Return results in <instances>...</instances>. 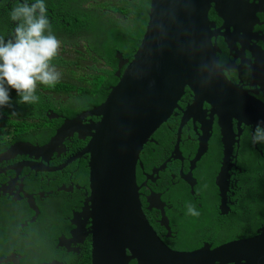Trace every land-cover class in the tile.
I'll use <instances>...</instances> for the list:
<instances>
[{
	"label": "water",
	"instance_id": "obj_1",
	"mask_svg": "<svg viewBox=\"0 0 264 264\" xmlns=\"http://www.w3.org/2000/svg\"><path fill=\"white\" fill-rule=\"evenodd\" d=\"M234 2L245 5L241 0H150L145 34L133 59L124 60L118 55L119 69L124 71L116 74L117 86L100 107L66 120L51 140L48 148L53 150L73 134L82 139V122L99 119L83 131L89 139L84 150L66 163L89 156L90 194L81 216L91 224L85 235L91 236V264H264V228L253 237L215 248L209 244L193 251L170 248L146 219L136 182L143 145L173 117L189 89L194 94V104L184 114L182 125L190 112L204 113V103L213 110L211 117L219 119L224 156L217 186L225 196L226 173L235 143L233 120L239 122V137L242 125L254 128L264 121V102L226 79L217 65L211 39L218 30L213 31L209 14L212 7ZM246 10L238 12V31L242 33L239 38L264 42V35L253 33V23L247 24L245 18L242 24L240 18L264 14V0L246 6ZM247 49L255 59L253 79H264V50L257 45ZM257 84L264 89V82ZM49 118L58 116L53 113ZM209 137L206 129L191 170L207 150ZM177 146L175 153L180 155ZM183 178L189 186H195L191 171ZM163 205L158 195L148 200V210H160V223L171 232Z\"/></svg>",
	"mask_w": 264,
	"mask_h": 264
},
{
	"label": "flooded vegetation",
	"instance_id": "obj_2",
	"mask_svg": "<svg viewBox=\"0 0 264 264\" xmlns=\"http://www.w3.org/2000/svg\"><path fill=\"white\" fill-rule=\"evenodd\" d=\"M241 1L248 8L257 5V0ZM11 5L12 0H0V25L9 21L7 12ZM245 5L238 6V2H234L226 7H212L209 14L210 25L213 24V31L220 30L223 34L212 38V43L217 49V62L226 79L264 102V89L261 84H257V81L263 84L264 79H253L255 59L247 49L257 45L264 50V42H248L243 40L245 38H238V12L243 13ZM246 13L248 14V9ZM56 14L52 7L48 8V17L53 18ZM240 18L242 24L245 18H248L247 24L253 23L254 34L264 35V14H254V18H243L240 15ZM193 104L194 94L186 90L179 109L155 131L139 153L136 182L140 187L138 194L142 211H147L148 216L144 215L158 236L160 233L161 240L174 248L172 243L179 240L180 231L177 226L175 230L171 229V220L181 213L180 200L176 194L188 186L190 194L195 195L196 189L201 188L200 182L212 181L213 178L217 190L206 186L210 190L203 196L199 194L201 201L209 205L208 215L214 222L212 230L207 234L208 239L200 248L206 244L215 248L234 240L253 237L264 227L255 229L254 235L244 237L245 231H250L249 228L253 230L251 223L247 222V213L251 214L248 195L261 194L253 183L250 184L252 177L246 179V165L253 160L254 155L251 150H242V142L250 139L253 128L242 125L239 137V122H233L235 143L226 173V192L222 196L217 186L224 156L219 119L217 116L211 117L213 110L204 103L202 111L205 114L190 112L185 125H182L184 114ZM18 109L27 110L26 107ZM50 112L53 111L48 110L44 114L48 116ZM41 115L38 111L16 115L11 124L0 130V264H83L81 257L88 247L91 257V236L85 237L91 224L81 216L90 194L89 172L83 185L74 184L73 180L77 179L75 177L78 172L75 161H84L88 169L89 156L67 165L66 163L84 150L89 140L87 133L83 131L91 122L97 123L99 119L82 122L85 126H81L82 139L78 138L79 134H73L66 138L63 146L51 150L48 146L55 132L66 120L73 119H64V116L57 114L58 119L63 118L60 126H53L52 121L57 120H50L47 126L38 128L41 126ZM206 129L210 133L207 150L191 170L200 138ZM176 146L180 149V155L175 153ZM251 146L261 156L258 162L264 161V146L252 143ZM241 159L243 166H239ZM162 164L163 168L153 173ZM70 166L72 170L66 171ZM190 171L195 180L193 188L183 178ZM56 178L58 181L55 185ZM65 178L66 184L61 183ZM259 178L264 179V173ZM152 195H158L163 202L162 212L169 218L171 232L161 225L163 216L160 210H148V200ZM212 218L223 225L217 228V223ZM239 218L243 223L239 222ZM230 231L233 233H228ZM54 234H57L55 239L52 238ZM223 234H227V241H220L215 245L214 241H218ZM238 234L241 238L234 239ZM199 241L197 235H193L183 242L193 244Z\"/></svg>",
	"mask_w": 264,
	"mask_h": 264
},
{
	"label": "trees",
	"instance_id": "obj_3",
	"mask_svg": "<svg viewBox=\"0 0 264 264\" xmlns=\"http://www.w3.org/2000/svg\"><path fill=\"white\" fill-rule=\"evenodd\" d=\"M46 1L48 8L52 7L57 13L55 17H49V21L52 32L59 37L62 44L61 51L52 60V64L61 73V79L51 88L37 84L36 91L40 100L33 105L18 103L16 93L10 90V105L0 108V130L11 124L16 115L41 112L42 115L39 117L41 126L38 128H43L49 124L45 111L52 110L58 116H64V119H74L84 112L100 107L119 81L116 76L119 65L117 54L131 61L145 34L150 0ZM10 24V21L1 23L0 36L4 38L11 36ZM25 107L27 110L18 109ZM29 107H31L30 110ZM62 122L63 118H60L52 121L51 124L60 126ZM242 150H251L254 155L253 160L246 165V179L252 177L250 184L253 183V186L261 193L248 195V207L251 214L247 213V222L253 226L252 231L251 228H249L250 231H245L244 237H248L255 234V229L264 225V179L259 178L261 173H264V161L258 162L261 156L254 152L250 139L242 142ZM76 165L78 172L75 178L77 179L73 180V183L83 185L87 180L88 169L84 161H76ZM243 165L244 162L241 159L239 166ZM71 170V166L66 169V171ZM57 181L58 178L54 182L55 185ZM61 183L66 184V178ZM200 185L201 188L196 189L195 195L190 194L188 186L176 194L180 200L181 213L171 220V229L175 230L177 226L180 238L175 244L172 243L174 248L166 244L174 250L192 251L200 248L213 228L214 222L208 215L209 205L204 204L199 198V194L203 196L210 188H215L213 178L212 181L200 182ZM189 203L196 207L198 216L186 214L185 206ZM174 204L176 205L175 201ZM144 213L148 216L147 211L144 210ZM213 220L217 223V228L223 225ZM239 222L243 223L240 218ZM193 235H197L200 241L193 244L183 242ZM159 236H161L160 233ZM226 236L227 234L221 235L218 241H214L215 245L227 241ZM56 237L57 234L52 236L53 239ZM233 238L238 239L241 236L238 234ZM81 259L83 264L91 263L90 247L83 252Z\"/></svg>",
	"mask_w": 264,
	"mask_h": 264
},
{
	"label": "clouds",
	"instance_id": "obj_4",
	"mask_svg": "<svg viewBox=\"0 0 264 264\" xmlns=\"http://www.w3.org/2000/svg\"><path fill=\"white\" fill-rule=\"evenodd\" d=\"M7 16L12 24V33L9 38L0 36V108L10 105V90L16 93L18 103L33 105L40 100L37 84L51 88L61 79V73L52 64L53 58L61 51V40L52 32L46 0H12ZM219 34L223 35L220 30ZM239 35L242 33L238 31V38ZM119 65L118 72H123L124 68L119 69ZM53 113L48 114L49 121L59 118L50 119L49 115ZM250 140L253 145L264 146V121L252 129ZM185 207L186 214L199 215L194 205L189 203Z\"/></svg>",
	"mask_w": 264,
	"mask_h": 264
}]
</instances>
